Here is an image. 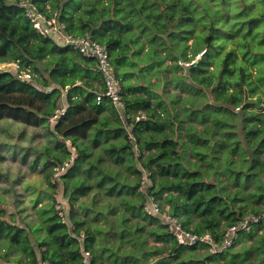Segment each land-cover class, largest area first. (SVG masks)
Here are the masks:
<instances>
[{
    "label": "trees",
    "instance_id": "trees-1",
    "mask_svg": "<svg viewBox=\"0 0 264 264\" xmlns=\"http://www.w3.org/2000/svg\"><path fill=\"white\" fill-rule=\"evenodd\" d=\"M21 1L0 0V64L31 74L0 68V264H79L81 234L96 264H142L148 238L165 245L154 264H264V225L195 256L144 211L148 193L215 241L264 213V0H29L105 47L121 110L96 101L94 59L37 32Z\"/></svg>",
    "mask_w": 264,
    "mask_h": 264
},
{
    "label": "built area",
    "instance_id": "built-area-1",
    "mask_svg": "<svg viewBox=\"0 0 264 264\" xmlns=\"http://www.w3.org/2000/svg\"><path fill=\"white\" fill-rule=\"evenodd\" d=\"M21 5L25 7V16L31 22L33 28L43 34L52 37L59 45L69 46L79 54L85 57L93 58L95 61V68L98 71L103 87L96 94V101L99 102L102 98H107L118 110L123 108V103L120 96L119 79L115 76L113 66L109 60L108 53L103 45L94 41L90 35L75 36L64 30V26L58 21L56 13L51 15L39 11L36 5L32 4L29 0H22ZM7 66L12 69L19 78L29 79L31 74L28 71L19 69L17 63H7ZM65 111V107L61 105L54 113L48 118V121L54 123L57 121ZM129 137L132 138L131 134ZM135 153H139L138 148L134 145ZM67 163L60 167L55 168L54 176L57 177L65 170ZM149 180L144 175L142 186L140 190L146 192V187ZM146 203L144 211L149 215H154L158 221L165 225L170 234L174 237L178 244L184 246H200L204 245L211 253L223 251L233 246L234 240L238 237L239 233L250 231L255 225L264 222V213L247 214L243 216L235 224L226 228L219 241H215L212 236L205 232L198 234L187 230L182 227L179 218L170 215L151 195H146ZM64 200L60 197L57 200L56 208L58 215L64 220L65 207ZM81 234L78 238L80 245V263L79 264H96L92 260L91 252L83 246ZM37 264H51L48 261L39 260Z\"/></svg>",
    "mask_w": 264,
    "mask_h": 264
},
{
    "label": "crops",
    "instance_id": "crops-1",
    "mask_svg": "<svg viewBox=\"0 0 264 264\" xmlns=\"http://www.w3.org/2000/svg\"><path fill=\"white\" fill-rule=\"evenodd\" d=\"M102 84L101 83H97V82H94L93 83V87H95L98 91H100L102 89ZM259 225H264V222L260 223ZM258 225L254 226L250 231H247V232H241L239 233L237 239H238V242L234 245L233 249H237L239 248L243 242H245L246 244H249L251 243L252 241L249 240L247 238L246 235L248 234H253V235H257V234H260L262 233V230L261 229H256ZM241 235V237H240ZM138 245H141V248H142V253L138 254L136 257L142 262V264H154L157 259L160 258V255H159V252L157 253V248L158 249H163V252L165 251V245L163 242H154L152 241L150 238H148L147 240V243L146 245H144V242L142 244V241L141 242H138ZM198 248L194 251L195 253V256H199V255H203L207 252H210L206 247H201V246H197ZM162 252V253H163ZM211 253V252H210ZM137 254V253H135ZM217 262L219 264H223L225 263V260L223 259H218ZM211 262H206V264H210ZM113 264H120V263H113Z\"/></svg>",
    "mask_w": 264,
    "mask_h": 264
},
{
    "label": "rangeland",
    "instance_id": "rangeland-1",
    "mask_svg": "<svg viewBox=\"0 0 264 264\" xmlns=\"http://www.w3.org/2000/svg\"><path fill=\"white\" fill-rule=\"evenodd\" d=\"M0 68H2V69H10V67H8L7 64H0ZM5 122H8V121H5ZM5 122H4V120L0 121V124L1 123H5ZM33 178H34V176H28V180L33 179ZM240 237H241V235H240Z\"/></svg>",
    "mask_w": 264,
    "mask_h": 264
},
{
    "label": "water",
    "instance_id": "water-1",
    "mask_svg": "<svg viewBox=\"0 0 264 264\" xmlns=\"http://www.w3.org/2000/svg\"><path fill=\"white\" fill-rule=\"evenodd\" d=\"M181 62V60H180ZM185 71L187 72L188 71V65H185Z\"/></svg>",
    "mask_w": 264,
    "mask_h": 264
}]
</instances>
